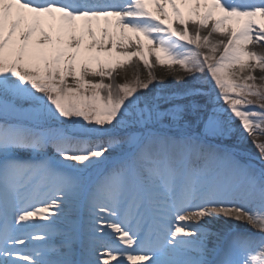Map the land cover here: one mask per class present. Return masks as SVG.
Wrapping results in <instances>:
<instances>
[{
	"label": "snow or ice",
	"instance_id": "snow-or-ice-1",
	"mask_svg": "<svg viewBox=\"0 0 264 264\" xmlns=\"http://www.w3.org/2000/svg\"><path fill=\"white\" fill-rule=\"evenodd\" d=\"M261 137L264 0H0V264H264Z\"/></svg>",
	"mask_w": 264,
	"mask_h": 264
},
{
	"label": "bare ground",
	"instance_id": "bare-ground-1",
	"mask_svg": "<svg viewBox=\"0 0 264 264\" xmlns=\"http://www.w3.org/2000/svg\"><path fill=\"white\" fill-rule=\"evenodd\" d=\"M190 30H191V25L189 26ZM219 38V37H217ZM141 39L143 40V37H141ZM145 44H147V41H144ZM134 62L138 63L137 58H134ZM155 72L158 76H164V84H171V83H178L181 82L178 79V75H172V74H168L165 75V69L157 67L155 69ZM136 74V68L134 67V65H130V66H126V68L124 70H118V74H117V82H125L126 80L129 81L130 79H133L134 76ZM140 74H141V78L143 79L146 75H147V70L143 68V65H140ZM259 74V73H257ZM107 82V81H106ZM251 139L249 138V144L248 146L254 147L251 143ZM255 156L256 154V150H254L253 148L249 149ZM229 224H235V221H228ZM206 227L212 231V232H218L220 231V229L223 227V218H221L220 220H213L211 221L209 224L206 225ZM240 228H248L249 231H255L254 229H251L248 225L246 224H239ZM113 264H115V262H113Z\"/></svg>",
	"mask_w": 264,
	"mask_h": 264
},
{
	"label": "rangeland",
	"instance_id": "rangeland-1",
	"mask_svg": "<svg viewBox=\"0 0 264 264\" xmlns=\"http://www.w3.org/2000/svg\"><path fill=\"white\" fill-rule=\"evenodd\" d=\"M135 77V76H134ZM134 79V78H133ZM133 79H130L129 81H131V80H133ZM118 83H123V82H118ZM178 83H182V81L181 82H178ZM178 83H171V84H163V85H157L156 86V90L155 91H160V89L161 88H173V87H175ZM153 94H155V92L153 93ZM249 138H251V137H248L247 138V142L246 143H242V144H240L239 145V147L245 152V153H247V154H251V155H253V156H255L249 149H251V148H253L254 150H256V156H258V152H257V149L255 148V147H251V146H248V144H249ZM261 139H264V137H261Z\"/></svg>",
	"mask_w": 264,
	"mask_h": 264
}]
</instances>
